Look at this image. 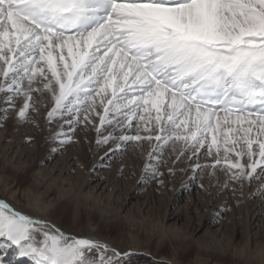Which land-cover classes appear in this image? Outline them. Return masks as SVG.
I'll list each match as a JSON object with an SVG mask.
<instances>
[{
    "label": "snow or ice",
    "instance_id": "1",
    "mask_svg": "<svg viewBox=\"0 0 264 264\" xmlns=\"http://www.w3.org/2000/svg\"><path fill=\"white\" fill-rule=\"evenodd\" d=\"M45 92L53 102L49 123L75 112L66 121L72 129L82 107L97 110L99 96L100 127L123 131L139 121L155 133L142 137L139 123L136 135L116 136L113 129L96 141H116L101 161L133 141L142 150L147 140L144 170L155 178L169 144L177 160L206 147L210 156L215 152L213 169L223 159L228 181L264 182V0H0V103L6 105L0 120L15 111L29 121ZM84 120L93 123L88 115ZM53 140L63 145L72 137L59 131ZM257 191L264 194V183ZM0 253V264H18L16 257L29 264H127L137 255L66 234L3 200Z\"/></svg>",
    "mask_w": 264,
    "mask_h": 264
},
{
    "label": "rangeland",
    "instance_id": "2",
    "mask_svg": "<svg viewBox=\"0 0 264 264\" xmlns=\"http://www.w3.org/2000/svg\"><path fill=\"white\" fill-rule=\"evenodd\" d=\"M26 86L27 82H25ZM38 95L33 93V102ZM23 99L22 96L16 99L17 109L22 106ZM42 101L39 104V112L30 111L29 121L18 120L15 111H9L8 118L0 120V134L2 133L8 139L19 137L23 140L20 147H17L18 155L21 157L18 171L12 172L7 167L3 168L0 160V179L14 185L17 189L13 205L19 211L39 215L30 206V197L39 198L41 205L49 200L52 204H56V207L67 205L66 200L57 203L60 200L58 194L54 191L46 193L44 184H36L37 180L55 181L64 186L71 183L74 191L82 187L81 198H85L88 192L97 189V193H100L98 200L103 203L100 208H107L115 214L118 213L126 223L133 218L139 220L145 218L143 222L145 228L154 226L156 230L161 225L169 226L168 228L171 229L178 228L177 230L188 236L189 252L184 255L180 252L176 253L174 250L176 248L167 244L160 254L168 258L175 257L179 264H204V262L206 264H242V261L235 258L233 254L244 246L246 226L254 234V239L249 240V246L257 249V246L262 245L264 249V194L257 191L258 186L264 182L254 179L251 186L245 181L241 187L239 184L228 181L223 159L221 158V163L213 169L211 165L214 163L215 152L210 156L206 147L201 148L195 156L189 152L188 156L177 160V153L171 151V144H169L165 147L162 161L158 166V173L162 175H157L155 178L150 171L144 170L148 153L151 151L147 140H143L142 150L138 147L140 142L133 141L126 149L109 153L101 161L100 157L104 156L116 143L112 141L99 146L96 143L99 137L107 136L113 131V125L109 127L105 124L100 127L99 114H103L104 111L101 104L95 102L96 111H91L87 106L82 107L79 113L80 123H73L70 129L66 121H74L76 113H66L63 119L49 123L47 112L53 106V102L47 92ZM3 107L6 105L0 103V108ZM0 115L3 113L0 112ZM85 115H88L93 123L85 121ZM137 123H139V134L142 137L149 134L155 135V133L144 131V123L134 122V124ZM97 127H100L99 133L96 130ZM59 131L70 135L72 142L63 145L56 143L53 136ZM137 131L138 129L135 128L130 135H136ZM115 135L119 136L120 132H115ZM6 141L3 144L9 143V140ZM152 143L155 144L156 141L153 139ZM0 149L4 148L0 145ZM246 159L245 157L242 162H246ZM95 161L99 164H93ZM72 162L74 166L67 169ZM197 163L209 165V167L194 170L193 166ZM170 168L174 170V175L169 174ZM37 172L41 174L42 180L36 178ZM159 180H163L164 183L159 184ZM226 181H228V187L224 186ZM105 184H107L105 190L100 192L98 188ZM131 195L137 196L130 198ZM0 197H3L1 193ZM208 200L213 201L210 208L207 205ZM70 209V207L66 209L63 216L52 212L48 213L47 217H41V215L39 217L41 220L55 222L59 227L73 232V236L101 238L119 246L122 252L128 251L131 241L129 235L132 232L125 221L122 223L124 235L119 239L113 228L102 227L103 220L96 212L92 213L89 219L87 218L89 213L86 214L89 211L83 210L81 220L71 224ZM211 209L212 211L208 213ZM206 214L209 219H203V215ZM139 237L146 241L142 231ZM212 246L219 250L224 249L223 253L212 249ZM204 247H210L213 251H205ZM198 253H200L199 256ZM12 254L10 251L9 255ZM16 259L18 260V257ZM18 264H29V260L28 263L18 260ZM130 264H142V262L134 261Z\"/></svg>",
    "mask_w": 264,
    "mask_h": 264
},
{
    "label": "bare ground",
    "instance_id": "3",
    "mask_svg": "<svg viewBox=\"0 0 264 264\" xmlns=\"http://www.w3.org/2000/svg\"><path fill=\"white\" fill-rule=\"evenodd\" d=\"M67 55V53L65 54ZM68 63H71L70 60L67 61ZM46 68V67H45ZM101 96H104V93L100 94ZM111 93H108V96H110ZM95 102L97 104H101L100 97L97 96ZM105 103H107V97L105 98ZM150 107V105H149ZM147 115V114H145ZM155 113H153V116ZM223 115V114H221ZM135 121H133V127L131 129L125 128L123 131L117 128L115 124H113L112 129H116V132H120L121 134H129L132 130H134L136 127V124H134ZM110 133V132H109ZM9 140V143L6 145L3 144L5 141ZM6 141V142H7ZM22 138L19 137H13V138H6L2 133L0 134V145L4 149H0V160L2 162L3 168H8L12 172L18 171V165L20 164L21 157L19 154V149L17 147H20L22 144ZM130 144H128L127 147H129ZM93 164L98 165L99 163L95 161ZM74 166V162L69 163L67 169H71ZM38 179L40 178V173L37 172ZM42 180V179H41ZM57 182V181H56ZM38 185L44 184V188L46 193L50 191H54L58 194L60 197V200L57 202L59 203L62 200L68 201L67 205L60 206L58 205L56 207V204H52L51 201H47L46 204L42 203L40 204L39 198H33L30 197L29 204L30 206L36 210V213L38 212L41 217H47L48 213H60L61 216L65 215V210L70 209L71 214V224L77 223L82 218L83 210H88L89 213L87 218H91V214L96 212L98 217L103 220L102 227L105 229L113 228L116 232V235L119 237V239L123 238L124 231H123V220L122 217L118 213H113L112 211H109L106 209H101L100 206L103 205V203L98 200L99 198V192L97 193V189H93L92 191L88 192L85 195V198H81V190L82 187H80L78 190L74 191L71 183L67 185L57 184L55 181L53 182H45V181H39L37 180L35 182ZM107 184H105L103 187H99L98 189L101 191L105 190ZM66 187V188H64ZM16 191L17 189L14 187V185H10L6 182H4L2 179H0V193L3 195V197H0V200L5 201L8 203L14 210L19 211L14 205L13 200L16 197ZM81 191V192H80ZM67 195V196H66ZM133 196V197H132ZM137 195H131L130 198H136ZM115 197V196H114ZM116 199V198H115ZM66 203V202H65ZM129 204V203H128ZM106 205V204H104ZM208 208L213 205V201L208 200L207 201ZM63 207V208H62ZM212 211L208 210V213ZM22 214H27L33 218L41 219L39 215H34L30 213H24L22 211H19ZM35 213V212H34ZM207 213V214H208ZM203 215V219H209L208 215ZM46 215V216H45ZM97 217V216H96ZM144 218V217H143ZM165 218V217H164ZM202 216L200 217V222L202 221ZM127 219V218H126ZM145 219V218H144ZM143 220H139L137 218H133L132 220L125 221L126 225L129 226V229L131 230L132 234L129 235L130 238V245L129 250L134 251L137 253V255H134L129 258L127 261V264L133 263L134 261H141L142 264H157V262H162V264H179L176 261L175 257H166L164 255H161L160 252L163 251L164 247L167 244L173 245V248L176 253L186 254L189 252L190 244L188 243V236L181 231L177 230L176 228H168L161 225V227L156 230L154 229V226H150V228H145L143 226ZM148 220V219H147ZM50 224L55 225L56 228L63 230L66 234L72 235L73 232L69 230H65L61 227H59L58 224L55 222L48 221ZM124 223V224H125ZM129 231V230H128ZM142 231L143 237H145L146 241L141 239L139 236V233ZM128 232H126L127 234ZM245 235V243L244 246L241 247L240 250H237L236 253L233 254L235 258H238L242 261V264H264V249L263 246H257V249H252L251 246H249V240L254 239V234L250 232V229L248 226H246V229L244 231ZM125 238V237H124ZM96 239V238H93ZM118 239V240H119ZM96 240H101L109 244L111 247L118 249L120 252H122V249L119 246L114 245L110 241L103 240L101 238H98ZM248 241V243H247ZM220 244V243H219ZM221 245V244H220ZM14 247V246H13ZM212 249L218 250L217 252L223 253V250H219L215 247H211ZM205 251H213L210 250V247H204ZM235 250V249H234ZM10 254V251L8 252V255ZM200 253H198L199 256ZM214 254V253H213ZM0 255H4V253H0ZM19 261H23V263L27 262V258H20L18 257ZM206 264V262H204Z\"/></svg>",
    "mask_w": 264,
    "mask_h": 264
}]
</instances>
